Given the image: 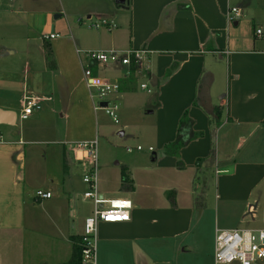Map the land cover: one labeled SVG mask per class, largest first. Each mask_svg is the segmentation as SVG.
I'll list each match as a JSON object with an SVG mask.
<instances>
[{"label":"crops","instance_id":"1","mask_svg":"<svg viewBox=\"0 0 264 264\" xmlns=\"http://www.w3.org/2000/svg\"><path fill=\"white\" fill-rule=\"evenodd\" d=\"M46 3L47 0H0V48L14 53V43L18 48L23 46L25 53L18 64L19 68L24 65V87L49 100L28 118L30 127L22 125L19 136L40 131L39 126L47 125L35 126V123L58 112L64 129L59 134L52 125L50 130L59 139L39 142H57L62 147L65 177L73 174V184L67 193H75L78 186L86 190L85 166L77 158L81 154L75 146L78 141L95 139L99 123L96 131L86 130L78 123L85 110L93 112L94 108L90 89L83 79L84 68L89 67L102 80L119 83V92L111 97L117 102L136 93L142 84H147L149 89L150 83L151 91L143 90L151 93L156 102L148 112L157 114L160 148L159 154L153 153L151 163L160 169L173 170L177 178L173 185L176 194L173 201L168 198L166 192L172 188L166 185L169 181L163 186L150 184L156 192L142 190L143 184L134 175L132 163L122 166L128 169L132 188L122 185L121 172L115 177L114 187L107 184L106 178L100 180L99 192L104 198H130L133 208L129 221L100 223L97 255L106 259L105 264H122L126 256L134 264H149L152 256H156L155 264L172 261L215 264L216 229L243 228V217L251 209L254 214L260 204L264 208V0H128L123 6L115 0H60L55 9ZM230 7L238 8V18L228 19ZM242 17L245 22L253 23L252 34L239 32ZM100 19L112 20L115 27L88 26L90 20ZM257 29L262 30V35H256ZM50 34L59 36L50 38ZM129 49L149 52L139 63L130 66L100 65L86 54L88 50ZM2 64L6 70L1 76L2 85L11 88L17 72L7 68L14 61ZM28 73L33 86L26 84ZM138 79H144L139 86ZM5 94L6 105L1 108L8 113L4 114V120H12L13 124H0L15 125L16 108H20L21 114L23 106L9 92ZM9 112H14L15 118ZM184 115L192 122L189 129L196 136L180 149L178 156L167 155L164 148L176 141ZM126 127L124 124L119 132L124 134ZM32 137L28 142L37 143ZM23 142L24 139L6 142L0 133V184L8 176L10 182L12 175L13 181L25 183L26 164H17L23 159L21 153L12 162L5 159L9 153L7 144ZM77 171L79 179H76ZM142 172L149 175L146 169ZM199 175L213 179V193L208 188L198 192L194 184ZM46 180L45 174L43 181ZM50 183L54 186L55 180L50 179ZM59 183L62 192L66 191L64 177ZM53 186L41 185L36 191H50L49 199H52L56 192ZM200 195L204 201L194 202ZM68 200L70 204L73 202L71 197ZM89 205L79 226L73 225L76 232L60 233L58 239L69 241L72 246L71 236L82 232L84 219L92 212L93 205L91 202ZM72 212L74 215L75 211ZM232 214L234 219L224 220V216ZM211 215V224L214 220L215 225L209 226L213 241L208 244L202 236L203 222ZM252 219L255 221L256 216ZM225 222L228 226L220 227ZM253 229H264V222L263 227ZM0 231L6 241V231L1 227Z\"/></svg>","mask_w":264,"mask_h":264},{"label":"rangeland","instance_id":"2","mask_svg":"<svg viewBox=\"0 0 264 264\" xmlns=\"http://www.w3.org/2000/svg\"><path fill=\"white\" fill-rule=\"evenodd\" d=\"M13 3L16 4L15 1ZM59 3L60 0H47L46 6L48 5V7L55 9L58 8ZM14 4L12 7H14ZM9 5H11V2ZM15 7L17 9L19 6ZM123 12L124 11L121 10L120 14H123ZM241 20V24L238 27L241 35L252 34L253 23L248 21L245 22L244 17H242ZM85 22H88L87 19H85ZM116 22H118V20H116ZM7 44L8 42L5 39L4 46L7 47ZM14 47L16 49L14 53H11L9 49L0 48V59L3 60L0 61V110L3 111L1 106L6 105L5 101H3L6 92H9L10 96H13L15 100L19 101L18 105L20 106H24L26 98H38L40 99L42 108H44L49 100L29 91L31 90L29 87L26 86V89L24 87L25 74L22 73L24 65H22V68H19L18 60L19 58L21 59L25 51L23 50V46L21 48L16 47V43H14ZM7 60H13L14 64L10 65V68H6L17 72L11 88H6L2 85L1 79V76L6 72V70L3 69L4 65L2 63ZM143 80L144 79H138V86ZM27 82L30 86H33L30 73L27 75L26 84ZM148 84L149 89H152L151 84ZM92 93L94 96H97V91L95 89H92ZM118 103L119 110L117 112L119 123L114 122L104 110L98 109L96 111L94 108L93 112L85 110L78 119L79 125L86 128V130L91 128V130L96 131V124L99 123L97 135L99 181H104V178H106L107 184L109 186L113 185L114 187L115 177L120 176L122 166L132 163L134 175H136L138 181L143 184L141 185L142 190L156 192L155 188L150 186V184L155 183L159 186H163L165 185V181H169L166 185L172 186V188L168 191L174 192L173 196H175L176 191L173 189V185L175 181H177V178L174 176L173 170H167L166 168L160 169L155 163H151V160L155 157L153 153L156 152L159 154L160 151L157 145L159 140L157 114H150L148 112L151 107L156 104L153 95L141 89L139 86L136 93L126 95L125 99ZM19 111L20 108H16V114L18 112L17 124L10 126L0 124V133H2L4 141H22L23 139L25 141L22 145L7 144L5 148L9 149V153L5 159L9 158L12 162V160L14 161V157L16 158V156L21 153L23 159L17 161V164H26L24 184L18 180L13 181V175L10 179L11 183L9 182L10 176H8L0 184V227L6 231L7 235L5 241L2 231H0V264H66L70 258L72 246L69 241L62 242L58 237L62 233L66 235L69 231H72V233L74 231L76 232V230H73V225L79 226L82 216H85L84 211L86 212L88 207L90 208L89 204L91 201L84 198L83 193L87 188L85 190L83 186H78L75 189V193H67V191H69L68 189H70L73 184V174L71 172L70 176L65 177L66 169L64 164L66 165V163L63 162V156L61 154L62 147L57 142H39L41 140L57 141L59 139L58 136L51 135L54 133V130L52 131L50 128L53 129L51 126L54 125L57 132L59 131V134H61L64 129L62 125L64 121L61 119L60 114L55 112L53 116L44 117L42 120L37 121L35 126L41 124L47 126H39V129H41L40 131L36 133L30 132L28 136L21 138L19 136V131L22 125L24 124L27 128L30 127V125L27 124L29 122L28 119L23 120L19 118ZM124 124L127 125V127L125 128V133L122 134L119 132V129H121ZM31 135H33L32 138H34L35 141H38L37 143L28 142V140L31 139ZM139 145L142 147V150L137 149ZM149 147H152L153 150L149 151ZM1 158L2 156H0V160ZM2 165L5 166L4 163H2ZM136 167H144L149 175L142 172L144 169H141L142 171H137ZM3 168L6 169V167ZM78 168L80 169V167ZM78 171L76 172V179L80 177ZM45 174L48 177V180H46L47 182L43 181ZM63 177L65 178L64 189L67 190L64 192L66 193L62 192L63 188L59 183L63 180ZM207 177L208 178L201 176L196 179L197 182L194 185L197 184L198 192H205L208 188L209 191L211 190L213 193V179L209 176ZM50 179L53 181L55 180L54 186L50 183ZM41 185L44 187H56V192L52 199H44L41 202L35 199L36 189ZM70 197L73 200L71 204L68 200ZM203 201L204 199L201 195L194 199L196 203H201ZM73 210L75 211L74 215L72 212ZM253 215L256 216L255 221L252 219ZM211 217L212 215L210 217L208 216L203 222L202 236H204L203 239L208 244H211L213 241V237L211 238V232L209 230ZM234 218V214L228 217L224 216V220L227 221ZM243 218L244 223L241 225L243 228L263 227L264 208L262 204L255 210L254 214H252L250 210ZM214 225L215 222L213 220L211 226L214 228ZM221 225L220 227L228 226L226 222L221 223ZM192 236V234L189 235L187 239L189 240ZM4 243H6V245H4ZM212 253L213 252L210 251V255L213 256ZM204 255L207 258L206 252H204ZM155 257L152 256V259H150L148 263L155 264L153 261V259H156ZM124 258L125 261L122 264H134L132 261L128 260L127 256ZM105 262L106 259L102 260L96 254L94 264H105ZM156 264L164 263L160 262ZM169 264L179 263L172 261Z\"/></svg>","mask_w":264,"mask_h":264},{"label":"built area","instance_id":"3","mask_svg":"<svg viewBox=\"0 0 264 264\" xmlns=\"http://www.w3.org/2000/svg\"><path fill=\"white\" fill-rule=\"evenodd\" d=\"M232 14L234 17H232ZM229 20L236 19L240 12L236 7H230L227 12ZM90 28H114L115 23L112 20L100 19L90 20ZM256 35H262V30L257 29ZM58 34H50V38L58 37ZM81 50H78L80 53ZM149 51L147 49H129L119 50H88L87 58L98 62L100 65L122 63L123 65H132L143 60ZM83 79L90 89V97L94 104V109H102L109 115L114 122L119 123L118 110L119 103L111 97L118 93L120 85L110 80H102L95 76L89 67L83 71ZM142 89H148L147 84L141 85ZM91 89L97 91L94 96ZM150 92L151 90L148 89ZM106 103V105H102ZM42 106L38 98H26L21 119H28L35 111L41 110ZM77 158L83 162L85 172L83 182L87 185V190L83 193L85 199L91 201L93 208L83 223L82 240L84 248L83 263L94 264L97 254L98 228L101 222L120 223L129 221L133 202L130 198H104L99 192V166H98V138L91 141H80L76 144ZM138 150L142 147L137 146ZM130 151V149L128 148ZM152 151V147H149ZM52 197V192L37 190L36 200H44ZM252 210V209H251ZM251 213H253L251 211ZM261 262V263H260ZM215 264H264V229L253 228H234V229H216L214 246Z\"/></svg>","mask_w":264,"mask_h":264},{"label":"trees","instance_id":"4","mask_svg":"<svg viewBox=\"0 0 264 264\" xmlns=\"http://www.w3.org/2000/svg\"><path fill=\"white\" fill-rule=\"evenodd\" d=\"M49 55H51V51H49ZM134 64V63H132ZM133 71V70H132ZM133 73V72H132ZM192 122L184 115L180 120V128L176 141L171 144H168L164 148V153L171 156H178L180 149L185 146L196 134H192L190 131V126ZM121 181L122 185L127 188H132V180L130 178V174L126 167H122L121 169ZM167 196L169 199L174 200V192L167 191ZM39 201V200H37ZM72 241V252L69 260L66 264H84L83 263V240H82V232L79 235L71 236Z\"/></svg>","mask_w":264,"mask_h":264},{"label":"water","instance_id":"5","mask_svg":"<svg viewBox=\"0 0 264 264\" xmlns=\"http://www.w3.org/2000/svg\"><path fill=\"white\" fill-rule=\"evenodd\" d=\"M115 3L118 4V5H122L123 6L126 3H128V0H115ZM102 105H106V103H103ZM6 113H8V112L2 111V110L0 111V123L13 124L12 120L11 121L4 120V114H6ZM9 113H12L13 117L15 118V115H14L15 113L14 112H9Z\"/></svg>","mask_w":264,"mask_h":264}]
</instances>
